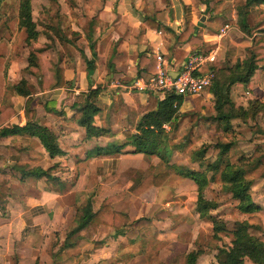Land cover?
<instances>
[{
	"label": "rangeland",
	"instance_id": "1",
	"mask_svg": "<svg viewBox=\"0 0 264 264\" xmlns=\"http://www.w3.org/2000/svg\"><path fill=\"white\" fill-rule=\"evenodd\" d=\"M119 1L30 0L32 19L38 33L37 39L30 43L26 41L24 31L18 26L20 0H6L3 3L0 8V124L16 116L19 111H24L26 98L19 96L12 88L21 79L27 82L26 89L31 94L30 110L34 115L36 111L47 112L56 109L57 99L52 96L55 93L57 96L58 90L47 88L44 82L48 78V66L52 64L63 72L76 71V76L78 72L86 71L83 57L91 59L90 43L94 25L104 11L107 13L116 11ZM140 1L147 4L152 0ZM164 1L169 2V0ZM200 1L204 2V0ZM207 2L212 3L210 13L212 12L215 20L220 19V14L224 19L229 20L232 15L234 16L232 20L234 35L231 40L238 46L233 53H227L226 57L221 54L218 66L223 65V58H226L225 65H232L245 59L249 56L248 49L251 46L255 47L259 59L260 69L253 76L250 85L231 88L230 96L234 109H247L249 103L254 100L264 108V5L253 4L248 8L251 12L247 15L244 31L238 24L235 0H207ZM88 35L91 37L90 42L87 40ZM245 44L248 47L245 48L243 46ZM31 53L36 56L44 74L41 83L38 75L27 70L28 57ZM105 63L101 61L97 70L100 77H104V87L113 85L121 92H128L126 87L131 84L128 80L107 79L112 71H108V63L106 65ZM75 75L71 73L69 79L73 81ZM66 86L69 87V84ZM155 99H157L155 95L149 94L146 102L132 110L120 102L119 106L114 107L117 116H113V112L110 113L107 125L110 127L117 124L115 126L119 129L118 132H122L124 139L128 140V135L134 133L139 117L155 106ZM81 100L82 98L78 96L63 95L57 109L60 111L73 109L72 103ZM215 115V102L210 93L186 98L178 112L177 121L172 126L166 127L169 138L168 147L165 148V151L169 152L167 162L160 161L155 156H135L132 153L133 149L128 147L123 155H128L127 159L130 161L123 166L119 174L111 173L102 176L101 180L90 179V198L97 213L91 226L94 231L90 241L102 239L103 244L111 242L105 249L107 251L113 249L112 244L115 240L112 236L114 237L116 229L104 221V218L116 212L126 215L129 220V224L122 221V224H126L122 228L126 233L132 231V225L137 220L145 219L148 222L144 226L146 229L134 237L135 246L127 245L129 242L122 247L118 246L124 250V255H132L130 264H184L186 255L192 250L202 252L197 264H216L218 251L230 245V232L235 223L243 221L251 226V235L257 237L264 245V109L255 118L232 120L228 132L203 121ZM110 138L112 139L110 145L116 144L114 138ZM228 143L234 144L228 154L231 162L242 159L253 165L252 170L247 174V179L251 181V197L261 207L257 213L251 215L239 213L237 203L222 190L219 174L211 179L212 173L206 171L205 166L213 163L217 157L216 145ZM202 149H205L206 153L199 159L196 153ZM23 168L26 169L27 165ZM180 169L204 172L208 184L202 191L203 199L207 205L212 204L216 207L210 210L209 214L215 220L223 222L227 229V232L219 234V238L214 237L210 220L197 214V187L192 180L178 175ZM13 172L12 180L16 195L26 192L28 186L24 185L22 174ZM154 177L156 179L153 180ZM29 183L30 187L37 186L33 181ZM70 184L71 182H68V185ZM41 185L38 187H42ZM1 208L0 205V212L3 211L5 215L4 208L3 210ZM78 210L79 208L69 219L72 228ZM113 223L115 226L121 224L118 218H114ZM52 236L57 238L58 233ZM131 237L133 235L123 238L130 240ZM21 243L24 241L13 242L10 239L7 243L6 239H0V264H20V262L31 264L25 258L26 255H19L16 251ZM97 247L104 248L100 245ZM126 249L128 252L125 251ZM244 264L252 263L245 261Z\"/></svg>",
	"mask_w": 264,
	"mask_h": 264
},
{
	"label": "crops",
	"instance_id": "2",
	"mask_svg": "<svg viewBox=\"0 0 264 264\" xmlns=\"http://www.w3.org/2000/svg\"><path fill=\"white\" fill-rule=\"evenodd\" d=\"M211 4V2L204 4L200 0H169V2L152 0L147 4L140 0L135 2L120 0L116 11L112 13L104 11L94 25L90 46L92 47L93 44L95 46L96 69L90 81L87 79L86 71L78 72L77 76L76 71H64V79L69 87L57 89L58 95L56 96L55 93L52 96L57 99L56 109L47 112L36 111L34 115L35 122L58 137L59 148L63 154L50 158L40 143L25 133L0 137V172L6 173L12 181L9 198L1 205L5 215L3 211L0 212V239H6L7 243L10 239L13 242L23 240L24 243H21L16 251L19 255H26L25 258L31 264H130L132 255H124V250L118 246L122 247L126 242H129L127 245L135 246V238L127 240L123 238L124 236L114 238L112 236L115 240L112 244L114 247L107 251L105 247L110 246L111 242L103 244L102 239L90 241L86 237V229L70 235L75 228V220L72 228L69 219L76 209L82 207L81 204L92 200L90 179L101 180L102 176L119 174L123 166L130 161L127 159L128 155H123L128 147L132 148L130 145L126 146L118 156H91L96 148H101L104 152L112 145L121 146L129 143V139L125 140L123 133L118 132L119 129L115 126L117 124L110 127L107 125L109 114L113 112V116H117L114 107L119 106L120 102L132 110L149 98V94L121 92L113 85L105 88L104 77H100L97 70L101 61H104L105 65L108 63V71H112L107 77L109 81L116 78L131 83L135 78H145L149 75L138 69L140 56L152 60L159 53L164 57L168 70L172 71L178 69L191 53L211 46L218 49V57L213 67L218 65L221 54L226 57L227 53H233L238 44L231 40L234 35L232 28L234 16L232 15L229 20L224 19L220 14V19L215 20L212 12L210 13ZM186 23L192 24L201 33V39L193 41L197 47L195 49L187 41H176L177 37L182 35ZM226 23L231 27L227 34L220 38L219 29ZM243 46L248 47L246 44ZM225 59L223 58L221 67L230 66L225 65ZM71 73L76 76L73 81L69 79ZM89 82L92 89L96 87L103 89L98 101L100 112L94 118V126L102 130V135L91 140L86 138L84 128L78 125L80 113L76 109L67 108L62 111L57 109L63 95L78 96L89 89ZM241 87L246 86L242 84L233 86V88ZM207 92L210 93L209 90L205 93ZM25 124L24 113L21 110L16 116L1 123L0 129L12 126L24 127ZM117 132L118 134L113 136ZM110 137L114 138L116 144L110 145L112 142ZM26 165L28 170L56 166L53 176L58 179V184L55 189L50 191L43 180L24 178L22 181L28 186L27 191L16 195L12 180L14 170L11 169L14 166ZM98 167L99 170L96 169ZM31 181L37 186L30 187ZM68 182L71 184L68 185ZM40 185L42 187H38ZM93 213H95L94 209ZM55 233H58L57 238L52 236ZM98 245L104 248L99 249ZM125 251L128 252L127 249Z\"/></svg>",
	"mask_w": 264,
	"mask_h": 264
},
{
	"label": "trees",
	"instance_id": "3",
	"mask_svg": "<svg viewBox=\"0 0 264 264\" xmlns=\"http://www.w3.org/2000/svg\"><path fill=\"white\" fill-rule=\"evenodd\" d=\"M5 1L6 0H0V8ZM235 2L238 24L241 29L245 31L248 8L253 4L264 5V0H235ZM204 4H207V0H204ZM18 10V26L24 31L26 41L28 43L35 41L38 37V33L32 19L30 0H20ZM194 34L196 36H194ZM200 39L201 33L199 30L192 24L186 23L182 35L178 36L176 41H187L191 44L192 48L195 49L197 47L193 41H199ZM87 40L89 42L91 41L90 35L87 36ZM91 49V59L83 57L86 64L88 81H90L93 74L95 66L94 58L96 57L92 47ZM248 53V57L235 62L233 65L224 67L215 65L213 69H211L215 74V79L209 92L214 98L216 115L213 118L203 119V121L211 123L225 132L231 129L230 122L232 120L237 118L246 119L247 117L255 118L264 109L257 100H254L249 103L247 109L239 108L235 110L230 98L231 88L235 84H242L248 87L255 73L260 69L255 47L251 46L248 49ZM28 69L31 70L33 74L39 76L40 83L43 82L44 74L33 53L28 57L27 70ZM138 69L149 75H153L155 73V59L150 60L140 56ZM47 71L48 78L44 81L46 82L47 88L58 89L67 85L63 75L64 72L61 69L50 64ZM26 84L27 82L21 79L18 84L12 87L19 96L26 98L23 111L26 124L24 127L12 126L10 128H2L0 129V137L25 133L29 137L36 139L50 158L61 156L63 152L59 148L58 137L49 129L34 121V113L30 110L31 94L26 89ZM101 92L102 90L100 87L92 89L89 82V89L78 95V97L82 98L81 102L74 103L73 105V108L80 113L78 125L84 128L86 138L90 140L102 135V130L94 126V118L100 112L98 101ZM183 102L184 99L182 97L174 94H167L163 100L155 99V106L143 112L135 126L134 133L128 135L129 143L121 146L112 145L104 152H102L101 148H96L93 153H91V156H118L126 146L130 145L133 148V154L146 157L155 156L160 161L167 162L169 159V152L165 151V148L168 147L169 138L166 127L172 126L177 121L178 112ZM233 146V143L217 144V157L213 163L205 166L206 171L212 173L211 179L219 174L222 190L229 194L231 199L237 203V210L239 213L251 215L259 212L261 209L251 197V181L247 179V174L252 170L253 165L244 162L242 159L237 162H231L228 159V154ZM205 153V149H202L196 153V156L201 159L204 157ZM247 165L249 167H246ZM12 169L22 174V180L24 178L43 180L48 185L50 191H53L58 184V179L53 176L56 166L47 169L32 168L29 170L14 166ZM178 175L192 180L196 185V212L201 217H206L210 220L213 227V235L215 238H219V234L227 232V229L223 222L215 220L209 214V211L216 207L212 204L207 205L203 199L202 191L208 184L204 172L180 169L178 170ZM154 179H156V177H154L153 180ZM10 184V176L0 172V205L5 204L9 198ZM155 184L156 183H153V185ZM96 216L97 213H93V201L88 200L87 203L78 210V216L75 219V228L70 232V235H74L86 229V237L90 239L94 231L91 226H93L92 223ZM114 218H118L121 224L115 226V223H113ZM104 221L116 229L114 237L133 235V237H131L132 239L143 232L146 229L144 227L145 224L148 223L145 219H139L133 223L132 231L126 233L122 229L126 224H129L126 215L114 212L111 213V216H106ZM122 221L126 224H122ZM250 229L251 226L245 221L235 223L230 232V245L226 249H220L218 251L216 255V264H244L245 261H249L252 264H264V245L257 237L251 235ZM201 254L202 252L200 250L190 251L185 257L184 264H197Z\"/></svg>",
	"mask_w": 264,
	"mask_h": 264
},
{
	"label": "built area",
	"instance_id": "4",
	"mask_svg": "<svg viewBox=\"0 0 264 264\" xmlns=\"http://www.w3.org/2000/svg\"><path fill=\"white\" fill-rule=\"evenodd\" d=\"M231 25L224 24L218 36L224 37ZM218 57L215 46L191 53L182 62L178 69L169 71L164 57L155 55V73L147 77L135 78L126 90L128 92L155 95L158 100H163L167 94H174L183 99L199 97L208 91L214 82L215 74L211 67ZM207 69L206 71H202Z\"/></svg>",
	"mask_w": 264,
	"mask_h": 264
}]
</instances>
